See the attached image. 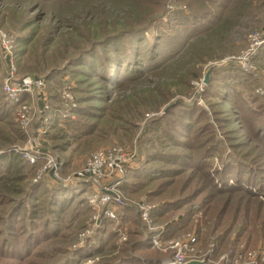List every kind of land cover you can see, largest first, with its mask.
I'll use <instances>...</instances> for the list:
<instances>
[{
	"label": "rangeland",
	"instance_id": "rangeland-1",
	"mask_svg": "<svg viewBox=\"0 0 264 264\" xmlns=\"http://www.w3.org/2000/svg\"><path fill=\"white\" fill-rule=\"evenodd\" d=\"M204 1L0 0L17 76L47 79L57 109L38 145L56 160L51 177L20 157L27 138L1 92L0 44V264H161L186 234L196 257L216 262L264 242V140L253 137L264 125L261 81L233 60L264 32V0ZM226 7L240 19L220 20ZM251 65L264 78V45ZM198 131L208 153L197 165L210 180L192 161ZM112 147L134 153L121 178L71 181ZM231 189L250 201L231 200Z\"/></svg>",
	"mask_w": 264,
	"mask_h": 264
},
{
	"label": "built area",
	"instance_id": "built-area-1",
	"mask_svg": "<svg viewBox=\"0 0 264 264\" xmlns=\"http://www.w3.org/2000/svg\"><path fill=\"white\" fill-rule=\"evenodd\" d=\"M250 44L238 59L235 60L241 65L244 73L253 79L261 81L258 93L264 99V78L261 72L252 68V59L257 54L260 47L264 45V32L250 37ZM0 44L4 49L5 75L1 82V92L5 100L13 107L15 119L19 128L27 138V146L20 150V157L30 166L38 165L39 170L44 173L53 174L56 168V160L51 155L40 153V137L46 129L51 126L52 108L49 97L46 94V81L41 77L17 76V69L13 63L11 52L9 51V39L7 35L0 31ZM250 57V58H249ZM249 60L251 64L249 63ZM264 74V72H263ZM200 85L203 84L200 82ZM70 87L63 86L59 91V96L67 103H72ZM134 153H129L122 147H112L99 149L91 153L85 163L72 175V179L83 181L85 184L99 186L115 179L121 178L129 165ZM102 202L109 200L108 196H102ZM114 200L119 201L116 197ZM112 201V200H111ZM107 215L114 217L112 212ZM145 216V213H144ZM166 247L172 252L168 262L172 264H184L189 260H201L196 257L197 240L192 234H186L183 238L169 241ZM207 264H264V242L256 249L232 250L219 256L215 260L203 257Z\"/></svg>",
	"mask_w": 264,
	"mask_h": 264
},
{
	"label": "trees",
	"instance_id": "trees-1",
	"mask_svg": "<svg viewBox=\"0 0 264 264\" xmlns=\"http://www.w3.org/2000/svg\"><path fill=\"white\" fill-rule=\"evenodd\" d=\"M201 2H205L204 0H200ZM208 2L207 3H209V5H207L206 7L208 8V6H210L211 5V3H213V1L214 0H207ZM211 1V2H210ZM223 1H225V0H223ZM223 1H221V2H223ZM231 2V0H226V3H227V5H228V3H230ZM232 3V2H231ZM230 3V4H231ZM245 4V3H244ZM220 5V4H219ZM216 6H218V5H216ZM245 6H246V4H245ZM219 7H222V6H219ZM243 8L245 9V7L243 6ZM242 8V9H243ZM222 11H224V12H221L220 13V17H219V19L220 20H228V21H230V22H233V21H235L237 18L238 19H240V17H239V14H237V15H235V16H233V17H231V12L229 13V9L226 7V8H224V10H222ZM244 12L245 11H243L241 14L243 15L244 14ZM223 13V15L224 16H221V14ZM208 14V13H207ZM216 15H217V13H216ZM216 15H214L215 17H216ZM207 16H209V15H207ZM206 16V17H207ZM218 16V15H217ZM221 17H223V19H221ZM216 18H218V17H216ZM227 21V22H228ZM224 22V21H223ZM263 50V48L261 49V51ZM260 51V52H261ZM96 70V69H95ZM45 79V78H44ZM45 81H46V83H48V80L47 79H45ZM253 81V80H252ZM111 86V85H110ZM53 101H55V97H53V96H50V99H49V102H50V105H51V108H52V111H53V113H55L56 114V105L54 106L53 105ZM253 102H256V100H254ZM58 103H59V101H58ZM231 106H233L234 104H230ZM10 107V110H12V113H13V115H14V112H13V107L10 105L9 106ZM246 108H245V106H243V107H241L240 108V110H242V111H244ZM237 114H238V112H237ZM238 118V119H237ZM237 118H235V120H234V122L235 123H237L238 121L239 122H241V119H239L240 118V116H238ZM254 118L253 117H251V119H250V121L251 120H253ZM243 121V120H242ZM241 124H243L242 122H241ZM262 127L261 128H259V129H257V127H255V132H254V134H253V137L254 138H258L260 135H262L263 134V138H262V140H264V125H261ZM18 128H19V126H18ZM246 129H249V127H245ZM19 133H20V137H21V139H22V142H23V140H24V138H26L25 137V135L23 134V132L21 131V129L19 128ZM195 141H196V149L198 150V154H197V156H196V158H194L192 161L194 162V164H196L195 165V171L196 172H200V174H201V180H204V178L205 179H207L208 180V178L210 177V175H212L211 173H209V167H206L205 166V164H200V165H197L198 164V162L199 161H202L203 160V157H201L204 153H208V151L207 150H204V148H205V146H206V144H207V139H206V137H205V134H204V132H200V131H198L197 132V134L195 135ZM7 142H9V141H7ZM19 156L17 155L16 157H15V159L14 160H16L17 158H18ZM10 161V160H9ZM24 161V160H23ZM201 166V167H200ZM207 168V170L206 171H204L205 169ZM209 180H210V178H209ZM237 182V181H236ZM85 184V183H84ZM208 184V183H207ZM206 187V186H205ZM208 187V186H207ZM206 187V188H207ZM211 188V187H210ZM212 189V188H211ZM212 190H214V189H212ZM246 190V189H245ZM240 192V193H239ZM243 194H242V193ZM246 192H248L247 190H246ZM224 193H225V191H224ZM215 195H221L222 194V192H219V191H217V192H215L214 193ZM225 194H227L228 196L227 197H229V196H231V200H233V199H236V202H241L242 200H243V198H246L245 197V195H244V191H238V189H231V190H229V191H226V193ZM247 195H249V193H247ZM250 200H249V198H246L245 199V203H247V202H249ZM208 227H209V225H208ZM214 228H216V227H211V232L213 231V230H215ZM207 238H210V236L208 237V236H206ZM211 238H213V243H215V242H217V239L216 238H214V237H211ZM239 250V249H238ZM247 250H253V249H247Z\"/></svg>",
	"mask_w": 264,
	"mask_h": 264
},
{
	"label": "water",
	"instance_id": "water-1",
	"mask_svg": "<svg viewBox=\"0 0 264 264\" xmlns=\"http://www.w3.org/2000/svg\"><path fill=\"white\" fill-rule=\"evenodd\" d=\"M214 68H215V66H212V67L208 70V72L205 74V76H204V80H203L204 85H207V84H208V82H209V75H210V72H211V70L214 69ZM50 176H51V177H54V176H53V170L50 172ZM71 181H73V182H77V183H84L83 181H79V180H76V179H72ZM161 264H172V263H170V262H168V261H164V262H162ZM184 264H207V263H206V260H205V259H201V260H189V261H187V262L184 263Z\"/></svg>",
	"mask_w": 264,
	"mask_h": 264
},
{
	"label": "crops",
	"instance_id": "crops-1",
	"mask_svg": "<svg viewBox=\"0 0 264 264\" xmlns=\"http://www.w3.org/2000/svg\"><path fill=\"white\" fill-rule=\"evenodd\" d=\"M243 15H246V14H243Z\"/></svg>",
	"mask_w": 264,
	"mask_h": 264
}]
</instances>
